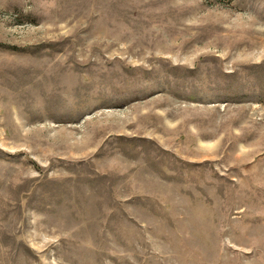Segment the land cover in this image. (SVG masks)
<instances>
[{"label":"rangeland","instance_id":"374dc122","mask_svg":"<svg viewBox=\"0 0 264 264\" xmlns=\"http://www.w3.org/2000/svg\"><path fill=\"white\" fill-rule=\"evenodd\" d=\"M0 264H264V0H0Z\"/></svg>","mask_w":264,"mask_h":264}]
</instances>
